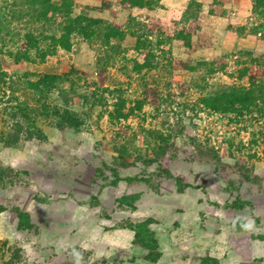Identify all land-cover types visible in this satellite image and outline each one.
Instances as JSON below:
<instances>
[{
  "label": "rangeland",
  "instance_id": "374dc122",
  "mask_svg": "<svg viewBox=\"0 0 264 264\" xmlns=\"http://www.w3.org/2000/svg\"><path fill=\"white\" fill-rule=\"evenodd\" d=\"M48 1L33 27L65 35L68 49L40 39L43 59L32 49L16 61L30 45L19 24L0 70L61 76L42 104L71 107L82 125L42 118L46 140L0 142V264H264V0L233 29L213 22L202 34L112 9L155 0ZM22 87L0 80V131L15 128L13 95L34 102ZM236 88L240 104L208 100Z\"/></svg>",
  "mask_w": 264,
  "mask_h": 264
},
{
  "label": "trees",
  "instance_id": "16d2710c",
  "mask_svg": "<svg viewBox=\"0 0 264 264\" xmlns=\"http://www.w3.org/2000/svg\"><path fill=\"white\" fill-rule=\"evenodd\" d=\"M18 1L21 0H0V49H4L5 47V36L9 37L10 41L18 38V36L20 35L19 24L23 26L21 30L27 31V33H24L23 37L30 45H28V51L17 50L20 56H18V58L16 57V61H21V59L30 61V51L32 49H35L36 52H40V54H36L39 55L38 57L43 59L45 54H42L41 49L36 46V41L40 39L50 40L52 43H55V49L58 46H61L64 49H68V42L65 40V35L60 37H58L57 35L44 36V27H33L35 25V21L38 22L39 19L46 18V13L51 10L52 6L49 5L51 3L48 0H42L41 4H34L35 1L38 0H24L27 4L29 2H32L34 4L32 6H27V8L23 7V2L18 3ZM257 1L260 0H254V2ZM131 3L133 6L151 8L154 7L156 3H158V0H155L154 3ZM38 5L40 7H38ZM116 31L118 32L119 29L117 28ZM132 34L135 35L139 40L136 31H132ZM33 41L35 42V44H32ZM21 54H25V56ZM29 77L30 76H28V74H9L8 76L5 71L0 70V80L2 81V84L4 86H6L9 90L11 89L13 93L17 91L18 86H23L22 88L32 93V97H30L29 100L34 101L33 103L29 102V104H26L21 102L22 100L19 97H16V95H13L10 100L7 101L5 107L6 114L9 118L11 117V120H14L16 125L13 131H0V142L5 146L15 145L16 143L21 141L22 137L27 140H46L47 134L45 130L38 125L39 120H41L42 118H45V121L48 120L52 122L53 126L61 130L66 128H75L76 130H78L79 128H81V116L76 111L72 110L71 107L68 106L67 108L60 110L55 109L56 107H52L53 110H51L50 113L48 107L49 105L42 104L43 100H48L51 90L58 89L59 83L62 80L61 76L47 74L37 81L30 80ZM229 90L222 95H216L209 98L208 100L218 102L225 99L232 100L233 103L240 104L243 101L241 96L243 94V91L237 88ZM35 95H37L36 98ZM69 95L73 96V94ZM252 100L253 97H251V101ZM12 101H16L17 104L10 106V102ZM85 101L88 103L87 98L85 99ZM97 102V100H94L91 104H88V109L91 110L93 107H95L97 105ZM206 105L213 110L228 112V110L231 109L234 110V112H238L232 107H222L221 105L213 106L207 103ZM7 109H9V111ZM24 124H27L26 128L24 127ZM135 233V241L137 243H140L139 241L141 240V237L139 235V230H135ZM151 243L153 242H142L144 246H148Z\"/></svg>",
  "mask_w": 264,
  "mask_h": 264
},
{
  "label": "crops",
  "instance_id": "0c3cea01",
  "mask_svg": "<svg viewBox=\"0 0 264 264\" xmlns=\"http://www.w3.org/2000/svg\"><path fill=\"white\" fill-rule=\"evenodd\" d=\"M76 10L82 9L84 6L96 8H103V4L106 0H75ZM203 2L202 12L196 17H185L186 10L188 9L192 0H158L154 7H140L133 6L126 3V6L119 7L112 6L113 10H119L123 13L133 12L137 14V17L142 18L144 21L156 22L161 26L174 27L187 26L190 29L192 26H196L201 29V34L204 31L207 23L220 22L221 25L227 27L229 25L239 23V20L247 18L253 9L252 0H198ZM221 11V12H219ZM104 13L110 12L109 7H104ZM119 12V13H120ZM200 31V30H198ZM208 34V33H207ZM202 36V35H200ZM207 38V37H206ZM199 42V41H198Z\"/></svg>",
  "mask_w": 264,
  "mask_h": 264
}]
</instances>
